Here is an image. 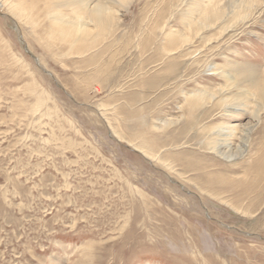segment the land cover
<instances>
[{
  "label": "rangeland",
  "instance_id": "obj_1",
  "mask_svg": "<svg viewBox=\"0 0 264 264\" xmlns=\"http://www.w3.org/2000/svg\"><path fill=\"white\" fill-rule=\"evenodd\" d=\"M109 4L81 36L72 0H0V264H264V0ZM220 89L244 112L192 105Z\"/></svg>",
  "mask_w": 264,
  "mask_h": 264
},
{
  "label": "bare ground",
  "instance_id": "obj_2",
  "mask_svg": "<svg viewBox=\"0 0 264 264\" xmlns=\"http://www.w3.org/2000/svg\"><path fill=\"white\" fill-rule=\"evenodd\" d=\"M72 1H73V5L77 8L78 11L76 13L77 20L67 22L64 21L63 18H53V23L51 24L54 25V23L56 24L57 22L67 24L70 28H72V30L76 32V35L82 36L93 33L95 29L107 28L110 24L116 22L119 19V11L114 10L110 6L109 2L122 7L128 4L131 0H99L97 4L93 6H92V0H72ZM208 12L205 11L203 14L201 13V19L196 21V23L194 24L195 26L199 27L197 29L198 31H204L203 29L210 27L211 23L221 21L222 17H224L222 7H219L217 11L214 10L213 13H208ZM178 39L181 43H186V44H188L191 40L188 36L184 34L178 35ZM78 42H81V40L79 39ZM228 77L232 81V83L228 81L227 86L229 88L233 85L235 78L230 74ZM224 91H225L224 89H220L219 92L214 93V92H209L207 90H200L199 92H195L192 95H190V99L193 100L192 105L195 106L211 104L213 101L214 102L216 101V103L218 104L220 102L226 103V105L223 107L225 108V111L222 114L225 116L226 119H230L234 114L243 113L244 111L232 110L231 108H228L230 107L231 102L229 100V97L225 98ZM257 117L258 115H255V118ZM210 129L212 132L209 131L210 132L208 137L209 142L207 144V150L209 151V153L214 154L216 157L220 159H224L229 163H233L238 157H241L244 154H246L245 153L247 151L246 144L251 129L249 124L239 126L237 124L226 122L223 123L222 125H216L210 127ZM235 136H238L241 140L240 145L236 147H234L230 142V139L231 138L233 139V137Z\"/></svg>",
  "mask_w": 264,
  "mask_h": 264
}]
</instances>
